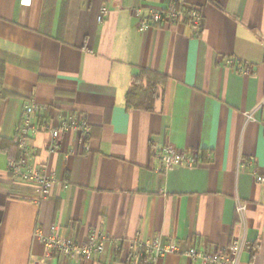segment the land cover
Masks as SVG:
<instances>
[{
	"label": "crops",
	"instance_id": "0c3cea01",
	"mask_svg": "<svg viewBox=\"0 0 264 264\" xmlns=\"http://www.w3.org/2000/svg\"><path fill=\"white\" fill-rule=\"evenodd\" d=\"M173 1L0 0V138L16 143L39 105L30 164L59 179L36 200L37 184L9 171L18 145L17 157L0 149V264H202L186 250L234 241L237 264H264V0H178L202 30L139 29V10ZM140 68L167 77L154 111L125 105ZM75 115L88 138L65 131L52 149L51 129ZM167 145L206 155L164 169ZM93 235L106 240L91 259L44 242ZM155 240L178 250L142 262L133 243Z\"/></svg>",
	"mask_w": 264,
	"mask_h": 264
},
{
	"label": "built area",
	"instance_id": "2783aa9c",
	"mask_svg": "<svg viewBox=\"0 0 264 264\" xmlns=\"http://www.w3.org/2000/svg\"><path fill=\"white\" fill-rule=\"evenodd\" d=\"M190 12L172 4L167 8H153L145 15L138 11L140 17L139 29L145 30L160 23L186 22L189 18L190 24L201 30V13L193 6L186 5ZM41 107L34 102L27 104L23 112V123L19 130L16 143L20 149L18 160H12L9 166L11 174L21 181H30L37 184L35 189V199L42 200L46 198L59 180L55 175L46 173L42 168H34L30 164L32 157V139L39 132V126L36 122V115ZM47 128V127H46ZM73 130L78 133L83 142L91 133V125L84 118L78 115L69 119L62 120L59 126L51 129L52 149H57L62 132ZM164 169H170L177 166L194 167L201 160L200 152H185L172 146L162 147L156 154ZM258 182L264 184V176L257 177ZM105 237L93 235L87 242L79 243L74 238H64L61 236H50L44 239L46 246L50 250H58L64 256L73 257L80 253L84 258L91 259L95 254L104 249ZM133 248L139 250V255H146L150 260L164 256L167 253L177 252L178 248L174 242L162 244L155 240L149 243H133ZM243 245L240 241H234L229 248L208 253L197 247H191L186 250V254L194 260H200L202 264H237Z\"/></svg>",
	"mask_w": 264,
	"mask_h": 264
},
{
	"label": "trees",
	"instance_id": "16d2710c",
	"mask_svg": "<svg viewBox=\"0 0 264 264\" xmlns=\"http://www.w3.org/2000/svg\"><path fill=\"white\" fill-rule=\"evenodd\" d=\"M172 4L179 8H184L188 13L190 9L186 4L178 0H174ZM201 30L203 29V18L201 16ZM187 24H190L189 18L186 20ZM167 77L158 72L147 68H140L137 73L132 76L131 85L126 93L125 105L127 109L134 108L143 111H154L156 102L162 97L163 87L166 84ZM0 95H7V93L0 91ZM45 115L38 114L37 121L41 122L46 118ZM0 149L5 150L17 157L19 150L17 144L13 140H7L0 138ZM14 151V154L12 153ZM201 159L206 155V151H201ZM251 247L247 244V248ZM148 259L146 255H142L140 260L145 262Z\"/></svg>",
	"mask_w": 264,
	"mask_h": 264
}]
</instances>
